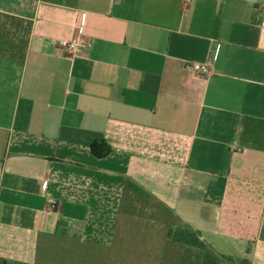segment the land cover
Returning <instances> with one entry per match:
<instances>
[{
    "label": "crops",
    "instance_id": "crops-1",
    "mask_svg": "<svg viewBox=\"0 0 264 264\" xmlns=\"http://www.w3.org/2000/svg\"><path fill=\"white\" fill-rule=\"evenodd\" d=\"M187 227L264 264V0H0V264H202Z\"/></svg>",
    "mask_w": 264,
    "mask_h": 264
},
{
    "label": "trees",
    "instance_id": "trees-1",
    "mask_svg": "<svg viewBox=\"0 0 264 264\" xmlns=\"http://www.w3.org/2000/svg\"><path fill=\"white\" fill-rule=\"evenodd\" d=\"M92 152L96 157L104 158L112 152V148L106 142H100L92 146ZM170 238L177 243L203 250L204 259L202 264H251L247 259H236L218 253L202 239L199 232L189 227L172 231Z\"/></svg>",
    "mask_w": 264,
    "mask_h": 264
},
{
    "label": "built area",
    "instance_id": "built-area-1",
    "mask_svg": "<svg viewBox=\"0 0 264 264\" xmlns=\"http://www.w3.org/2000/svg\"><path fill=\"white\" fill-rule=\"evenodd\" d=\"M189 1V0H188ZM81 33H83V29L80 30ZM79 41V40H78ZM77 40H74L72 42H63L62 46L66 48L67 50L76 53L79 49V42ZM193 69L195 72L200 73V74H205L209 72V68L206 65L202 64H195L193 66ZM53 208H56V203H53Z\"/></svg>",
    "mask_w": 264,
    "mask_h": 264
}]
</instances>
